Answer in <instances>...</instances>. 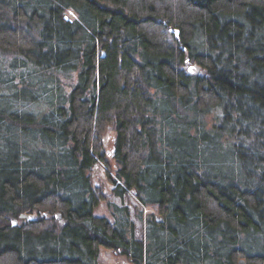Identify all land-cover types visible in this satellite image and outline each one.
<instances>
[{
    "label": "trees",
    "instance_id": "1",
    "mask_svg": "<svg viewBox=\"0 0 264 264\" xmlns=\"http://www.w3.org/2000/svg\"><path fill=\"white\" fill-rule=\"evenodd\" d=\"M102 248L264 264V0H0V264Z\"/></svg>",
    "mask_w": 264,
    "mask_h": 264
},
{
    "label": "rangeland",
    "instance_id": "2",
    "mask_svg": "<svg viewBox=\"0 0 264 264\" xmlns=\"http://www.w3.org/2000/svg\"><path fill=\"white\" fill-rule=\"evenodd\" d=\"M65 15L71 19L76 18V15L72 11H67ZM173 29V28H171ZM105 147L108 152L111 151V138L108 136L105 140ZM91 178L94 184L98 185L99 188L105 193L107 196V201L113 204L121 205L127 204L130 210L134 213V215H139L140 211L142 212L143 216H146L149 213H154L155 210L153 207H143L141 206L137 200L135 199L134 195H129L125 199H120L110 192L112 186L110 183L107 182L105 176V166L103 163H96L94 167L90 171ZM94 213L96 215L101 216H109V208L105 202H101L98 207L95 209ZM134 217V216H133ZM134 221L137 226V234H140L143 230V223L139 221L136 217H134ZM98 264H130L126 261L123 256L116 255L111 252V250H107L102 248L99 252L98 257Z\"/></svg>",
    "mask_w": 264,
    "mask_h": 264
},
{
    "label": "water",
    "instance_id": "3",
    "mask_svg": "<svg viewBox=\"0 0 264 264\" xmlns=\"http://www.w3.org/2000/svg\"><path fill=\"white\" fill-rule=\"evenodd\" d=\"M65 19L67 20L68 17L66 16ZM170 32L171 33H174L175 36H178V31L177 30L170 29ZM20 218L25 221V220H31L32 219V216L31 215H26V214H21L20 215ZM237 264H245L244 259H239Z\"/></svg>",
    "mask_w": 264,
    "mask_h": 264
}]
</instances>
